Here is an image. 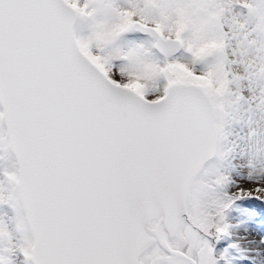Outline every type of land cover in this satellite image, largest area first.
Segmentation results:
<instances>
[{
  "label": "snow or ice",
  "instance_id": "6c2138e0",
  "mask_svg": "<svg viewBox=\"0 0 264 264\" xmlns=\"http://www.w3.org/2000/svg\"><path fill=\"white\" fill-rule=\"evenodd\" d=\"M0 264H264V0H0Z\"/></svg>",
  "mask_w": 264,
  "mask_h": 264
},
{
  "label": "bare ground",
  "instance_id": "6f19581e",
  "mask_svg": "<svg viewBox=\"0 0 264 264\" xmlns=\"http://www.w3.org/2000/svg\"><path fill=\"white\" fill-rule=\"evenodd\" d=\"M254 238L258 239V237H254Z\"/></svg>",
  "mask_w": 264,
  "mask_h": 264
}]
</instances>
